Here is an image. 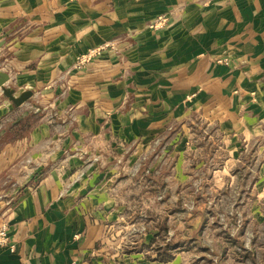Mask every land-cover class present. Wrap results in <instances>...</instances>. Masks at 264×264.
<instances>
[{"label":"crops","instance_id":"crops-1","mask_svg":"<svg viewBox=\"0 0 264 264\" xmlns=\"http://www.w3.org/2000/svg\"><path fill=\"white\" fill-rule=\"evenodd\" d=\"M157 15H169L172 23L151 30ZM2 41L6 85L19 97L41 82L48 87L40 91L45 102L53 100L44 78L49 66L52 72L69 68L75 55L108 42L117 44L121 56L104 57L80 72L68 97L54 103L64 133L54 135L44 125L0 148V225L8 224L15 247H0V264H164L146 262L140 251L129 255L118 239V225L136 202L134 182H120L129 174L118 165L129 153L123 155L120 145L138 143L131 162L148 158L157 137L166 140L190 119L212 131L214 125L262 131L264 0H0ZM8 57L14 62L7 64ZM38 57L37 67L31 62L22 69ZM188 95L189 106L182 103ZM33 101L19 110L1 97L0 122L32 108ZM21 121L22 115L14 124ZM209 137L212 142L213 133L203 135ZM6 138L0 133V147ZM221 138L230 141L226 132ZM182 151L176 145L170 156L182 161ZM25 153L33 165L22 164ZM91 159L97 162L89 164ZM179 169L176 164L174 173Z\"/></svg>","mask_w":264,"mask_h":264},{"label":"rangeland","instance_id":"rangeland-1","mask_svg":"<svg viewBox=\"0 0 264 264\" xmlns=\"http://www.w3.org/2000/svg\"><path fill=\"white\" fill-rule=\"evenodd\" d=\"M171 23L169 15H157L149 27L159 31L166 29ZM42 40L52 41L43 36ZM0 43L4 47L7 42ZM116 45L108 42L87 47L72 58L69 68L55 72H52L54 66L46 68L45 85L50 86L53 100L45 102L48 97L46 94L41 95L40 91H47L48 87L42 88L41 82L38 83L35 90H32L33 97L17 108L20 110L30 104L40 92L33 101L34 106L0 122V133L7 134L6 142L0 148L5 147V144H12L14 138L25 139L33 132L38 133L44 125L54 135L64 133L66 127L62 128L59 123L62 120L54 103H60L68 97L73 88L71 83L74 84L73 80L78 78L80 72L94 66L104 57L121 56ZM17 49L19 52L16 56L21 60L24 53L19 47ZM13 59L14 57H8L6 63H13ZM40 59H32L22 69H26L31 62L37 67ZM9 74L7 69L0 66V76L9 78ZM6 87L17 93L12 85ZM235 95L236 93H231L232 97ZM192 96L188 95L182 103L189 106ZM1 97L11 102L0 88ZM20 115L22 121L15 125V117L18 120ZM221 117V113L215 114V118ZM192 119L194 120L193 117ZM104 122V129L108 130V119ZM186 125L183 128H172L165 135L166 140L161 136L157 137L150 145L151 154L148 158L131 162L130 156H134L138 150V143L120 145L123 155L129 151L118 163L119 168L127 166L126 171L129 172L128 175L120 176V182H134L136 202L130 207L128 218L118 225L119 241L129 255L140 251L146 262L264 264V126L262 131L254 129L238 132L233 128L222 131L217 125H214L212 131V127H206L201 120L190 119ZM224 132L230 136V141L222 140ZM210 133L214 135L212 142L208 141L210 137L203 139V135ZM235 134L242 135V139L233 141ZM182 137H187L184 143L179 141L172 144ZM27 145L28 142H23V150H26ZM176 145L183 150L182 161L178 159L179 156H170L175 152ZM58 147L56 144L53 148ZM165 150L169 156L161 159ZM231 152H235L233 156H230ZM27 154L23 155L22 164L33 165V161L29 159L31 157H26ZM90 162L92 164L97 160L91 159ZM176 164H180L178 173H174ZM137 187H144L141 190L143 196L148 197L145 201L149 205L141 203L143 197H140L141 190H137Z\"/></svg>","mask_w":264,"mask_h":264},{"label":"water","instance_id":"water-1","mask_svg":"<svg viewBox=\"0 0 264 264\" xmlns=\"http://www.w3.org/2000/svg\"><path fill=\"white\" fill-rule=\"evenodd\" d=\"M2 47V44L0 43V48ZM7 79L3 76H0V88L2 89L3 93L6 97L16 106L20 107L23 104H25L28 100H30L34 93L32 91H27L21 94L19 97L15 96V92L12 89H8L6 87Z\"/></svg>","mask_w":264,"mask_h":264},{"label":"built area","instance_id":"built-area-1","mask_svg":"<svg viewBox=\"0 0 264 264\" xmlns=\"http://www.w3.org/2000/svg\"><path fill=\"white\" fill-rule=\"evenodd\" d=\"M192 98H191V100H192ZM0 247L7 248L11 252H14V250H15V247L11 244L9 228H8V225H6V224H3L0 227Z\"/></svg>","mask_w":264,"mask_h":264}]
</instances>
